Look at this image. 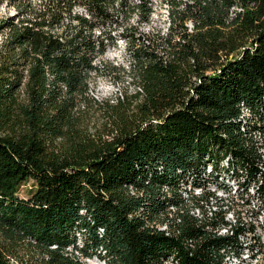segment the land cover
Segmentation results:
<instances>
[{"label": "trees", "instance_id": "1", "mask_svg": "<svg viewBox=\"0 0 264 264\" xmlns=\"http://www.w3.org/2000/svg\"><path fill=\"white\" fill-rule=\"evenodd\" d=\"M164 1L144 32L152 0H0V264H221L235 242L179 185L228 155L262 175L264 0ZM120 37L128 67L103 58ZM102 74L130 81L98 98Z\"/></svg>", "mask_w": 264, "mask_h": 264}, {"label": "built area", "instance_id": "2", "mask_svg": "<svg viewBox=\"0 0 264 264\" xmlns=\"http://www.w3.org/2000/svg\"><path fill=\"white\" fill-rule=\"evenodd\" d=\"M164 7L165 26H168L169 5L165 2ZM77 9L81 11V8ZM192 25L191 21L187 22L189 31ZM251 117V111L241 106V118L245 127ZM257 125L258 128L253 129L251 134L260 156L257 167L262 175L258 174V182H247L243 170L232 167V157L228 155L216 160L210 159L198 173L200 179H197L198 176L188 175L179 185L185 202H190L191 195L198 198V203L191 208V213L195 216L202 217L204 214L212 217L221 213L223 222L216 227L219 235H230L237 230L235 242L222 252L221 264H264V125ZM170 209L174 210V207ZM157 227L167 229L166 224H158ZM67 249H71V246ZM81 259L85 264H106L105 260L96 256ZM160 264L181 263L173 255H169Z\"/></svg>", "mask_w": 264, "mask_h": 264}, {"label": "rangeland", "instance_id": "3", "mask_svg": "<svg viewBox=\"0 0 264 264\" xmlns=\"http://www.w3.org/2000/svg\"><path fill=\"white\" fill-rule=\"evenodd\" d=\"M152 3L154 7V12L151 16V21L149 24H146L144 22H138L136 15L130 17L129 23L137 26L140 31H144V32H149V31L151 32L159 29L163 30L164 26L166 25L165 7H164L165 1L152 0ZM10 11L12 12V9H10ZM96 34H99V32H97ZM107 49L108 52L103 57L104 59L112 60L114 64H120L125 67L129 66L130 56L127 52V40L124 37L118 38L116 44L114 46L109 45ZM129 81H130L129 76L123 77L121 81L114 79L112 76H109L108 74L95 76L92 82V86H94L95 89L91 90V94L98 98L106 97L111 93L118 92V90H122L124 85L129 84ZM29 185L30 183L21 186L19 192L20 196L26 195ZM81 238L82 237L79 236L78 244L80 245L82 244ZM22 252L23 251H21V253ZM25 258L26 261L29 262V260H27V255L25 256Z\"/></svg>", "mask_w": 264, "mask_h": 264}]
</instances>
